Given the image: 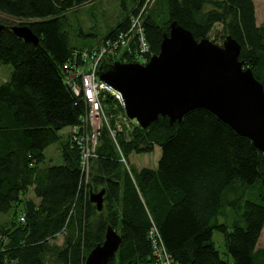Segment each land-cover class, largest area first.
Masks as SVG:
<instances>
[{
	"label": "trees",
	"instance_id": "1",
	"mask_svg": "<svg viewBox=\"0 0 264 264\" xmlns=\"http://www.w3.org/2000/svg\"><path fill=\"white\" fill-rule=\"evenodd\" d=\"M94 1L0 0V14L24 21L19 26L27 25L39 39L35 48L9 26L0 33V65L13 68L0 86V215L13 214L9 229L0 228V264H84L108 226L121 237L109 264H152V224L175 264H228L214 245V231L223 235L231 264H264V248H257L264 230L263 154L206 110H193L172 126L162 117L147 129L133 126L128 133L123 126L117 146L103 128L85 182L69 129L80 124L86 107L65 85L62 65L72 51L86 47L70 46L64 13ZM127 1L120 0L125 14ZM130 2L139 8L144 0ZM158 6L160 12L144 20L152 55L173 21L197 41L220 24L240 45L239 61L264 87V26L255 24L253 0H159ZM128 23L126 15L108 35ZM111 103L108 98L105 105L112 109ZM54 144L62 163L45 166L44 152ZM156 147L155 170H127L121 161ZM102 189L98 212L89 196ZM249 190L257 202L242 201ZM29 192L37 203L26 199ZM226 208L235 211L230 227L217 221ZM63 232V246H51Z\"/></svg>",
	"mask_w": 264,
	"mask_h": 264
},
{
	"label": "water",
	"instance_id": "2",
	"mask_svg": "<svg viewBox=\"0 0 264 264\" xmlns=\"http://www.w3.org/2000/svg\"><path fill=\"white\" fill-rule=\"evenodd\" d=\"M5 27L0 25V33ZM162 36L159 53L142 66L116 62L99 67V79L117 91L125 114L147 129L159 117L172 126L189 112L203 109L247 138L263 154L264 87L239 61L240 45L227 35L222 46L208 39L195 40L175 21ZM10 31L25 43L39 47L38 37L27 25ZM105 189L91 192L89 201L103 210ZM121 237L108 226L104 240L88 254L84 264H109L116 256Z\"/></svg>",
	"mask_w": 264,
	"mask_h": 264
},
{
	"label": "built area",
	"instance_id": "3",
	"mask_svg": "<svg viewBox=\"0 0 264 264\" xmlns=\"http://www.w3.org/2000/svg\"><path fill=\"white\" fill-rule=\"evenodd\" d=\"M151 0L137 8V12L128 16V27L113 36L105 38L92 47L72 51L70 58L62 65L63 81L72 94L81 99L86 113L80 124L69 129L70 139L78 147L80 154V172L85 182H90L91 162L97 158L96 146L103 128H106L114 144L115 137L122 133L123 126L129 133L136 121L128 119L125 114L121 95L99 79L98 70L102 64L112 65L116 62L146 65L152 52L144 29V20ZM110 98L113 108L105 105ZM118 106L123 113L118 111ZM114 120V125L110 121ZM121 161L128 166L124 159ZM23 222V218H19ZM0 238H2L0 236ZM147 238L150 244L152 264H175L168 253L158 228L152 224Z\"/></svg>",
	"mask_w": 264,
	"mask_h": 264
},
{
	"label": "rangeland",
	"instance_id": "4",
	"mask_svg": "<svg viewBox=\"0 0 264 264\" xmlns=\"http://www.w3.org/2000/svg\"><path fill=\"white\" fill-rule=\"evenodd\" d=\"M159 0H151L147 5L148 10L146 16L149 15L151 11L160 12L158 6ZM128 11L125 12L121 9L120 0H96L94 2L85 3L74 9L68 10L64 13V19L66 22V32L69 37V43L71 47L75 48H88L94 43H98L99 40L105 38L109 32L118 26L126 17L132 14V10L137 8L136 3H131L130 0L127 2ZM254 14H255V24L258 27L264 26V0H253ZM156 9V10H155ZM166 17H167V11ZM168 18V17H167ZM20 23H25L22 20H17L4 14H0V25L5 26H19ZM227 33L224 31L222 25L216 24L207 36V39L212 43L222 46ZM243 68H245L243 66ZM13 71L10 65H0V86L4 85L11 76ZM68 130L64 129L60 132V139L62 144L65 142V136ZM45 166L50 165H60L62 163L61 154L59 149V144H54L48 147L45 152ZM160 158L159 148H154L151 153L148 154H135L132 153L128 160L127 166L140 169H150L155 170L157 163ZM26 199H30L37 203L33 194L30 192L27 194ZM242 201H252L257 202V196L255 191L249 190L245 196L242 197ZM20 210V207L16 208V212ZM235 217V211L226 208L224 214L217 219L219 224H225L230 227L233 223ZM13 221V214L10 212L7 215H0V228L9 229L10 223ZM0 232V236H1ZM66 234L63 232L56 237L55 240H50L49 244L55 245L57 247H62L64 238ZM213 242L218 250L220 257L231 264V259L227 254H225L224 238L223 235L217 231L213 232ZM257 248H264V230L261 232ZM15 264V263H13ZM48 264H50L48 262Z\"/></svg>",
	"mask_w": 264,
	"mask_h": 264
},
{
	"label": "bare ground",
	"instance_id": "5",
	"mask_svg": "<svg viewBox=\"0 0 264 264\" xmlns=\"http://www.w3.org/2000/svg\"><path fill=\"white\" fill-rule=\"evenodd\" d=\"M133 121H135V120H133Z\"/></svg>",
	"mask_w": 264,
	"mask_h": 264
},
{
	"label": "crops",
	"instance_id": "6",
	"mask_svg": "<svg viewBox=\"0 0 264 264\" xmlns=\"http://www.w3.org/2000/svg\"><path fill=\"white\" fill-rule=\"evenodd\" d=\"M30 193V192H29ZM32 193V192H31Z\"/></svg>",
	"mask_w": 264,
	"mask_h": 264
}]
</instances>
